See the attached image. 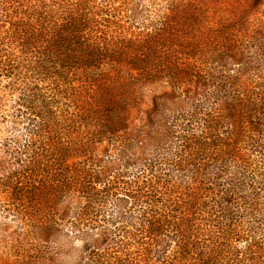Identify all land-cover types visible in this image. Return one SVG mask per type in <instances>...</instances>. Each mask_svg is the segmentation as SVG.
I'll use <instances>...</instances> for the list:
<instances>
[{"label": "trees", "instance_id": "trees-1", "mask_svg": "<svg viewBox=\"0 0 264 264\" xmlns=\"http://www.w3.org/2000/svg\"><path fill=\"white\" fill-rule=\"evenodd\" d=\"M115 2L0 0V86L24 123L0 174V243L40 264H65L76 236L68 264H264L247 205L264 190V47L234 34L264 22V0H167L141 31ZM203 57L221 69L184 74ZM178 100L187 122L164 124Z\"/></svg>", "mask_w": 264, "mask_h": 264}, {"label": "rangeland", "instance_id": "rangeland-1", "mask_svg": "<svg viewBox=\"0 0 264 264\" xmlns=\"http://www.w3.org/2000/svg\"><path fill=\"white\" fill-rule=\"evenodd\" d=\"M114 7L117 8V15L118 16H125L126 11L127 13L130 11H134L135 15L131 16V25L135 30H147L152 29L158 26V22L162 15L164 14L166 7H167V0H119V2H116L113 4ZM262 10H264V4L261 5ZM249 22L251 24L249 25L248 30L246 28L242 27V31L240 32H234V34L237 36V38H240L241 42L242 40L249 44L251 47L254 45H259L262 43V46L264 47V43L261 41L260 38L264 40V22L261 20H252L250 19ZM188 21H183L180 24H177L175 26V30L172 33H175L173 35L174 38H178V35L183 39L185 38V31L186 26H188ZM128 25H130L128 23ZM130 25V26H131ZM247 27V25H246ZM177 29V30H176ZM189 30V29H188ZM191 31V30H190ZM249 31V32H248ZM252 31V33H250ZM259 32L260 34H257L256 32ZM251 36H249L247 33ZM254 32V33H253ZM177 34V35H176ZM257 35L258 37L254 36ZM191 36L195 37V34H191ZM206 38V36H204ZM186 41V40H185ZM185 41H182L185 43ZM237 51V50H236ZM244 57H247L248 54H250V49H242ZM216 53H219L216 51ZM215 53V54H216ZM208 57H203L201 60L194 61L190 67L187 69L186 73L184 74H197L202 73L204 71H208V68H215L218 71L221 69L218 66V61H212L207 62ZM207 62V63H206ZM3 83H6L8 79L3 78ZM170 82L168 78H163L162 75H159V79L156 82V88L158 90L163 89L162 87L168 88L170 86ZM181 85H191V82L183 83ZM203 89V87H202ZM201 89V91H202ZM201 93V92H200ZM200 94H198L195 98L194 103H198L200 99ZM14 96L10 95V91L8 89H4L0 86V174L5 173L8 169H11L14 165L17 166V163H15V159L10 155V152L7 150H11V147L14 145V142L12 141L14 137H17L20 135L22 128L24 127L23 121H20V116L17 117L16 114V108L14 105ZM181 100H178L175 102V105L172 103L167 104L164 108V111L161 113V116L164 118V124H178V126L185 125V122H187V118L182 119V109L184 107H187V103L183 102V107L181 106ZM182 107V108H181ZM178 117V118H176ZM182 119L181 121L178 119ZM158 131H156L153 134V137L155 134V144L159 141L162 133L167 132V128L165 126L159 125ZM161 130V131H160ZM176 130H179L180 133L182 132V129L177 128ZM150 143L147 146L146 151H149V154H152L150 151L151 146V140ZM10 147V148H9ZM14 147V146H13ZM254 159L257 161L259 160L261 164H255L254 166L260 167V171L262 172L263 176L259 175L257 182H262L264 179V162L263 158L260 157V155H256ZM253 168V167H251ZM250 168V169H251ZM234 172L230 171L232 174ZM239 194V192H238ZM238 194L236 196H238ZM248 204H254V209L251 212V215H248L249 220H254L255 216L260 218L261 223H263V227H261L264 231V190L259 191L256 195H253L251 198L250 196L247 197ZM236 200H238L236 198ZM254 200V201H253ZM236 205H241L239 202ZM9 221V217L0 212V227H6L3 224H6ZM14 229H10V233L13 232ZM217 229L215 228L212 230V232L216 233ZM3 232L0 231V239L3 238L2 235ZM83 237L76 236L73 238V240L66 245V252L62 259L63 263H76L79 261V259L82 257V250H83ZM25 242V240H24ZM5 243V242H4ZM9 245V246H8ZM36 254L28 249V245L23 244L22 246L16 247V249L12 246L11 242L8 244H1L0 243V264H11L15 261H18L19 264H40V261L38 259H34L33 257Z\"/></svg>", "mask_w": 264, "mask_h": 264}]
</instances>
